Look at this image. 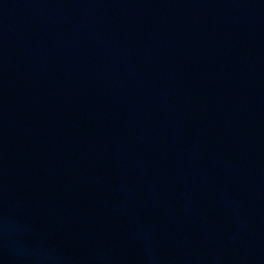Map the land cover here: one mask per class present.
Masks as SVG:
<instances>
[{
	"label": "water",
	"instance_id": "obj_1",
	"mask_svg": "<svg viewBox=\"0 0 264 264\" xmlns=\"http://www.w3.org/2000/svg\"><path fill=\"white\" fill-rule=\"evenodd\" d=\"M0 264H264V0H0Z\"/></svg>",
	"mask_w": 264,
	"mask_h": 264
}]
</instances>
